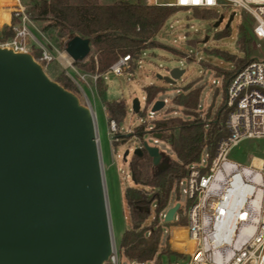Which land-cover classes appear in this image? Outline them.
<instances>
[{"label": "water", "instance_id": "95a60500", "mask_svg": "<svg viewBox=\"0 0 264 264\" xmlns=\"http://www.w3.org/2000/svg\"><path fill=\"white\" fill-rule=\"evenodd\" d=\"M90 47L88 38L75 36L64 52L73 63L82 62ZM182 74L174 68L157 79L173 85ZM163 107L156 100L150 112ZM131 110L140 112L136 98ZM143 155L158 171L166 168L158 148L141 142L133 156ZM131 180L135 184L133 175ZM178 208L166 210L164 224ZM112 244L91 110L50 80L31 54L0 48V264H103Z\"/></svg>", "mask_w": 264, "mask_h": 264}, {"label": "rangeland", "instance_id": "374dc122", "mask_svg": "<svg viewBox=\"0 0 264 264\" xmlns=\"http://www.w3.org/2000/svg\"><path fill=\"white\" fill-rule=\"evenodd\" d=\"M91 1L98 4H112L115 1L146 3V0ZM25 4L28 5L30 2L26 0ZM26 5L25 9L27 12L28 6ZM14 7V0H0V37L4 28L8 27L6 23L9 22V14ZM216 12L219 16L221 14H224V16L220 24L214 27L219 16L215 18L207 15L201 17L194 15L192 10L189 9L176 11L153 37L155 45L142 51L139 57L140 62H136V67L132 71L124 72L121 76H114L110 72L103 73L101 78V96L96 84L94 85L91 81H88L86 85L77 79L76 73H87L80 71L65 54L64 48L67 36L61 34L60 29L55 26L52 20H31L29 30L37 42L33 46L36 47L39 43L50 52L53 53V49H57L65 56L62 65L58 59L49 64H43L42 67L45 74L54 82H57L60 75L66 76L76 88V92L72 93L77 96L81 105L91 110L94 117L111 234L117 247L123 233L130 229L129 213L124 197L125 190L127 188H141L140 185L134 184L131 180L130 162L134 149L140 146L141 142H146L149 146L158 148L162 155V164H168L175 160L170 140L161 138L154 142L150 134H141L144 130L138 131L140 126L144 125L146 129L152 124L148 119L152 104L145 102L144 88L153 85L162 89V92L156 96L154 101H165V104L161 110L153 113L152 118L155 120L170 118L190 119L185 116L181 108L176 107L172 103V99L191 84L202 88L198 111L200 112V117L204 118V120H206L207 114V118L209 120L212 119L214 113L225 102V86L223 85L222 74L224 72H233L235 67L233 64L211 54V51L218 50L242 58L243 55L239 53L236 47L237 32L241 24L249 28V20L247 15L240 9L217 8ZM232 13H234V16L228 27V35L221 38L217 37L226 28L227 21ZM205 38H207L206 42H204ZM31 44H33V41H31ZM252 50L251 59H264V40L255 38L252 43ZM91 57L95 58L92 45L89 56L84 61L77 63H87ZM186 57H189V59H186ZM174 68L183 70L182 76L175 84L170 85L157 79L158 75L166 76L168 71ZM135 98L139 102L142 114H134L131 110V103ZM119 99L125 101L126 110L117 125V136L121 139L115 142L109 132L108 114L105 111L103 101L112 102ZM129 133L136 135L125 138V135ZM169 134L176 136L177 129L169 132ZM127 150L128 155L126 160L123 161V155ZM252 157L264 159V139L243 141L229 155L231 160L241 164H248ZM154 170L156 168L151 165L150 171ZM175 204L181 206L177 213L185 215L186 198L182 190L179 192L173 190L171 192L168 208L173 207ZM153 218L154 213L152 211L146 224L148 225ZM181 221L185 222L186 220L182 218ZM162 228L161 245L167 242L168 225L163 224ZM172 236L173 242L180 237L183 238L184 229L175 228ZM175 262L176 258L174 256L161 257L162 264H174Z\"/></svg>", "mask_w": 264, "mask_h": 264}, {"label": "built area", "instance_id": "2783aa9c", "mask_svg": "<svg viewBox=\"0 0 264 264\" xmlns=\"http://www.w3.org/2000/svg\"><path fill=\"white\" fill-rule=\"evenodd\" d=\"M25 1L14 0L15 7L7 23L13 36L0 41V48L31 54L37 42L29 30L31 19ZM145 5L211 10L216 17L219 16L217 8L240 9L247 15L254 36L264 40V0H146ZM220 16L223 18L224 14ZM38 45L34 48L39 49L40 56L33 58L35 62L42 66L58 59L62 65L65 58L57 49H53V54ZM136 62L139 63V59L133 61L129 55L119 56L106 72L121 76L136 67ZM76 74L86 85L88 81L95 85L103 75ZM224 105L228 110L224 123L226 134L216 143L213 156L203 150L199 162L187 166L184 177L174 185V190H182L186 198V214L177 213L181 209L179 205L168 223L167 244L176 258L174 264H264V159L252 157L248 164H241L229 158L241 142L264 139V59H252L233 74L225 87ZM152 116L150 112L151 123L155 121ZM108 127L111 138L120 141L116 123L108 120ZM144 130L151 137L161 134L162 138L170 140L168 131L155 129L152 124ZM254 159L259 163L255 164ZM167 209L168 206L161 213L160 221ZM182 218L186 220L184 224L180 223ZM173 228L184 229L185 240L180 237L173 242ZM186 242H191L192 246L188 247ZM155 262L156 257L147 262L126 258L113 241L111 254L103 264Z\"/></svg>", "mask_w": 264, "mask_h": 264}, {"label": "trees", "instance_id": "16d2710c", "mask_svg": "<svg viewBox=\"0 0 264 264\" xmlns=\"http://www.w3.org/2000/svg\"><path fill=\"white\" fill-rule=\"evenodd\" d=\"M28 1L30 4L25 5L28 6L27 13L31 20H52L61 34L67 36L66 42L75 36L90 40L95 58L91 57L84 64L74 63L80 71L87 74L105 73L119 56L129 55L133 61L138 60L143 50L155 45L153 37L162 29L166 20L179 10V8L147 6L125 1H115L112 4H98L91 0ZM192 13L201 17L206 15L216 17L215 12L211 10H192ZM1 34L0 41L8 40L13 36L10 27H5ZM227 35L228 27L217 37ZM255 38L252 31L241 24L238 27L236 47L243 55L242 58L218 50L211 51V54L235 67L233 72L222 74L225 87L233 74L252 60V43ZM31 55L33 58H38L39 49L32 48ZM101 81V78L96 81L100 96ZM57 82L64 89L76 92V88L66 76L60 75ZM161 92L162 89L153 85L145 87L146 103L154 102ZM201 92V87L191 84L172 99V103L181 108L185 116L190 119L170 118L152 122L155 129L160 128L169 132L177 129V135L174 136L172 143L175 160L169 162L162 171L157 169L150 171L152 164L148 156L132 157L131 174L135 184L140 185L141 188H127L124 194L130 229L123 233L118 248L126 258L147 262L156 257L155 264H162V256L174 255L169 251L167 242L161 245L163 228L160 215L168 206L174 185L186 174L185 168L198 163L203 150L212 157L216 143L226 134L224 123L228 115L227 108L224 104L221 105L212 119L209 120L207 114L204 120L198 111ZM103 104L108 120H113L118 125L125 114V101L121 99L112 102L103 101ZM140 113L142 114V112L138 114ZM144 129L145 126L142 125L138 131ZM152 211L154 218L147 225L146 221Z\"/></svg>", "mask_w": 264, "mask_h": 264}, {"label": "bare ground", "instance_id": "6f19581e", "mask_svg": "<svg viewBox=\"0 0 264 264\" xmlns=\"http://www.w3.org/2000/svg\"><path fill=\"white\" fill-rule=\"evenodd\" d=\"M10 15V14H9ZM65 57V56H63ZM68 64V62H67ZM97 138V137H96ZM254 163L257 164L259 163V161L257 159H254ZM172 232H175V228L172 229ZM173 237V236H172ZM177 239V238H176ZM183 239L185 240V230H184V236H183ZM186 244L188 245V247H191L192 246V243L191 242H186Z\"/></svg>", "mask_w": 264, "mask_h": 264}, {"label": "crops", "instance_id": "0c3cea01", "mask_svg": "<svg viewBox=\"0 0 264 264\" xmlns=\"http://www.w3.org/2000/svg\"><path fill=\"white\" fill-rule=\"evenodd\" d=\"M7 24V23H6ZM106 111V110H105ZM107 112V111H106ZM106 115V114H105Z\"/></svg>", "mask_w": 264, "mask_h": 264}, {"label": "flooded vegetation", "instance_id": "af4514ba", "mask_svg": "<svg viewBox=\"0 0 264 264\" xmlns=\"http://www.w3.org/2000/svg\"><path fill=\"white\" fill-rule=\"evenodd\" d=\"M169 132V131H168Z\"/></svg>", "mask_w": 264, "mask_h": 264}]
</instances>
